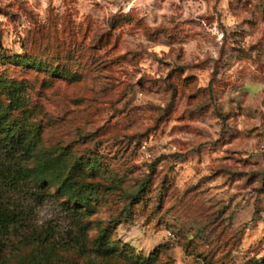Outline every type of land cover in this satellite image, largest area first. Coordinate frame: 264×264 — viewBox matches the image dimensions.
Wrapping results in <instances>:
<instances>
[{"label": "rangeland", "instance_id": "1", "mask_svg": "<svg viewBox=\"0 0 264 264\" xmlns=\"http://www.w3.org/2000/svg\"><path fill=\"white\" fill-rule=\"evenodd\" d=\"M16 96L30 167L65 168L37 228L72 243L62 203L111 190L83 245L0 264H264V0H0V105Z\"/></svg>", "mask_w": 264, "mask_h": 264}, {"label": "trees", "instance_id": "2", "mask_svg": "<svg viewBox=\"0 0 264 264\" xmlns=\"http://www.w3.org/2000/svg\"><path fill=\"white\" fill-rule=\"evenodd\" d=\"M25 66L33 65L24 61ZM63 74V73H59ZM13 90L16 85L12 84ZM20 97L8 107L0 105V262H4L8 254L16 253L22 248L59 247L72 250L83 245L87 239V227L80 223L82 216L89 211L88 201L93 194L100 190L109 192L111 188L100 184H85L81 195L76 198L77 204L63 202L64 211L72 218H77L73 224L75 235L70 236L71 242H60L55 231L37 228L33 222L34 211L47 201L57 199L50 191V187L63 176V165L44 164L36 168L30 167L32 157V143L35 139L36 128L28 120L18 121L11 117V112L20 108ZM77 173L73 166L70 173L61 184L60 191L65 190L68 180ZM96 253L100 257H107L112 253L107 231L99 230ZM28 264H39L35 258ZM60 264V263H54Z\"/></svg>", "mask_w": 264, "mask_h": 264}, {"label": "clouds", "instance_id": "3", "mask_svg": "<svg viewBox=\"0 0 264 264\" xmlns=\"http://www.w3.org/2000/svg\"><path fill=\"white\" fill-rule=\"evenodd\" d=\"M113 11H115V9H113ZM40 216H43V214L41 213ZM46 218H50V216L49 217H46ZM37 223L38 224H43L44 223V220L43 219H40V220L37 221Z\"/></svg>", "mask_w": 264, "mask_h": 264}]
</instances>
